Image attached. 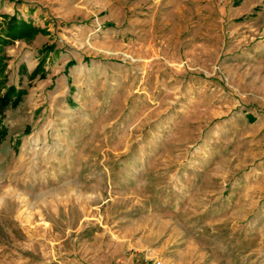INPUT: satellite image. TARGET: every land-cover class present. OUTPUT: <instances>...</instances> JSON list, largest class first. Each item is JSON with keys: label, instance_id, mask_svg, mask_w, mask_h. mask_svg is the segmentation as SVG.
Instances as JSON below:
<instances>
[{"label": "rangeland", "instance_id": "obj_1", "mask_svg": "<svg viewBox=\"0 0 264 264\" xmlns=\"http://www.w3.org/2000/svg\"><path fill=\"white\" fill-rule=\"evenodd\" d=\"M11 17L37 33L0 55L25 91L0 264H264V0H0V37Z\"/></svg>", "mask_w": 264, "mask_h": 264}, {"label": "trees", "instance_id": "obj_2", "mask_svg": "<svg viewBox=\"0 0 264 264\" xmlns=\"http://www.w3.org/2000/svg\"><path fill=\"white\" fill-rule=\"evenodd\" d=\"M243 0H235V5H238ZM6 18V17H5ZM4 18V19H5ZM37 33V30L32 26L27 25L23 22L18 21L15 17L8 18L4 31L3 37H0V55L3 53V48L12 41L28 39L33 37ZM52 48V47H50ZM2 59L0 58V74L3 72ZM38 70V68L36 69ZM35 70V72H36ZM2 82H0L1 90ZM25 91L15 90L13 87H9L6 91L0 95V118L4 110L10 106L16 107L24 96ZM5 130L0 128V140L4 137Z\"/></svg>", "mask_w": 264, "mask_h": 264}, {"label": "crops", "instance_id": "obj_3", "mask_svg": "<svg viewBox=\"0 0 264 264\" xmlns=\"http://www.w3.org/2000/svg\"><path fill=\"white\" fill-rule=\"evenodd\" d=\"M7 53H8V49H7V51H6Z\"/></svg>", "mask_w": 264, "mask_h": 264}]
</instances>
